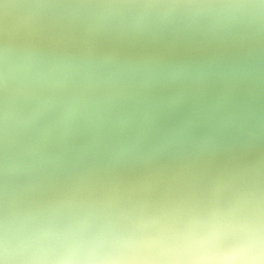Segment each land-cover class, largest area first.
<instances>
[{"label":"clouds","instance_id":"clouds-1","mask_svg":"<svg viewBox=\"0 0 264 264\" xmlns=\"http://www.w3.org/2000/svg\"><path fill=\"white\" fill-rule=\"evenodd\" d=\"M0 264H264V0H0Z\"/></svg>","mask_w":264,"mask_h":264}]
</instances>
